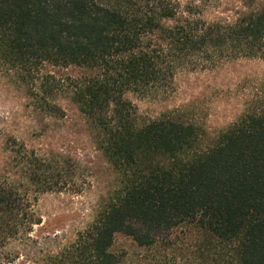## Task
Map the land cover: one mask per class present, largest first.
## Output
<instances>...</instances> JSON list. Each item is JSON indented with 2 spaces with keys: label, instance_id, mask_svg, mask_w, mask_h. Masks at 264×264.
<instances>
[{
  "label": "trees",
  "instance_id": "1",
  "mask_svg": "<svg viewBox=\"0 0 264 264\" xmlns=\"http://www.w3.org/2000/svg\"><path fill=\"white\" fill-rule=\"evenodd\" d=\"M242 59L264 62V0L209 20L197 0H0V71L82 70L62 89L116 172L72 239L34 235L39 198L81 176L64 155L8 140L0 264H264V95L207 142L177 111L140 120L127 97Z\"/></svg>",
  "mask_w": 264,
  "mask_h": 264
},
{
  "label": "rangeland",
  "instance_id": "2",
  "mask_svg": "<svg viewBox=\"0 0 264 264\" xmlns=\"http://www.w3.org/2000/svg\"><path fill=\"white\" fill-rule=\"evenodd\" d=\"M197 1L202 3L203 16L208 20L232 17L239 6V0ZM82 72L45 65L34 77L21 79L16 73L0 71V176L9 168L7 162L12 155L6 146L8 140H16L38 154L64 155L81 176L77 187L44 194L36 204L42 221L33 234H57L61 242L72 239L89 223L101 194L108 192L116 179V172L98 148L96 131L62 89L66 77ZM263 95L264 62L242 59L209 70L183 69L170 87L145 95L128 93L127 97L140 120L177 111L197 123L201 139L207 142ZM53 105L57 110L50 109ZM74 188L80 191L74 192ZM125 244L120 237L116 247Z\"/></svg>",
  "mask_w": 264,
  "mask_h": 264
}]
</instances>
